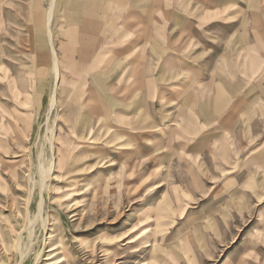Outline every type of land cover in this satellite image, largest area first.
Masks as SVG:
<instances>
[{
	"label": "rangeland",
	"instance_id": "374dc122",
	"mask_svg": "<svg viewBox=\"0 0 264 264\" xmlns=\"http://www.w3.org/2000/svg\"><path fill=\"white\" fill-rule=\"evenodd\" d=\"M56 70L34 76L15 148L1 141L0 264H264V132L226 130L201 154L178 146L166 164L115 166L103 155L120 147L114 133L87 101L63 98ZM41 163H52L44 183Z\"/></svg>",
	"mask_w": 264,
	"mask_h": 264
},
{
	"label": "crops",
	"instance_id": "0c3cea01",
	"mask_svg": "<svg viewBox=\"0 0 264 264\" xmlns=\"http://www.w3.org/2000/svg\"><path fill=\"white\" fill-rule=\"evenodd\" d=\"M6 1L0 142L9 148L15 114L28 123L34 76L55 69L63 98L87 101V117L114 133L120 147L103 155L115 166L166 164L178 146L201 154L226 130L264 132V0H15V10Z\"/></svg>",
	"mask_w": 264,
	"mask_h": 264
},
{
	"label": "bare ground",
	"instance_id": "6f19581e",
	"mask_svg": "<svg viewBox=\"0 0 264 264\" xmlns=\"http://www.w3.org/2000/svg\"><path fill=\"white\" fill-rule=\"evenodd\" d=\"M58 75H59V71L56 70V77H57V79H58ZM40 167H41L40 168L41 169V172H40V170H39V172H40V175L42 177L41 181H42V183H44V181L46 179V174H48L51 171L52 163L50 165H48V166H46V165H44V164L41 163ZM41 209H42V203L40 204V207H39V210L40 211H41Z\"/></svg>",
	"mask_w": 264,
	"mask_h": 264
}]
</instances>
